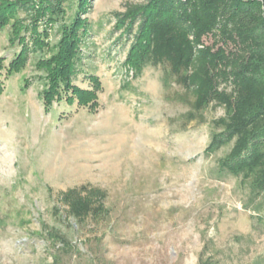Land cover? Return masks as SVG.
Masks as SVG:
<instances>
[{
  "label": "rangeland",
  "instance_id": "rangeland-1",
  "mask_svg": "<svg viewBox=\"0 0 264 264\" xmlns=\"http://www.w3.org/2000/svg\"><path fill=\"white\" fill-rule=\"evenodd\" d=\"M146 1L88 0L72 77L87 104L45 106L33 58L11 68L25 17L0 30V264H264L262 197L222 168L231 142L210 143L223 107L192 111L166 66L127 62L113 13ZM80 186L104 192V211L77 224L59 194Z\"/></svg>",
  "mask_w": 264,
  "mask_h": 264
},
{
  "label": "trees",
  "instance_id": "trees-1",
  "mask_svg": "<svg viewBox=\"0 0 264 264\" xmlns=\"http://www.w3.org/2000/svg\"><path fill=\"white\" fill-rule=\"evenodd\" d=\"M87 2H0V30L16 14L25 17L11 23L10 39H18L20 46L11 68L20 69L33 58L47 107L64 95L69 102L77 99L82 104L95 96L93 90L72 84L91 28L82 16ZM113 16L123 26L122 35L132 37L127 62L136 51L137 67L166 66L191 94L192 111L211 103L223 107L224 116L214 120L220 131L212 133L210 143L219 147L231 142L220 161L222 168L250 184L264 206V0H147ZM88 79L97 86L95 75ZM103 198L102 190L88 186L59 194L67 216L77 224L103 212ZM198 264L209 263L201 254Z\"/></svg>",
  "mask_w": 264,
  "mask_h": 264
}]
</instances>
